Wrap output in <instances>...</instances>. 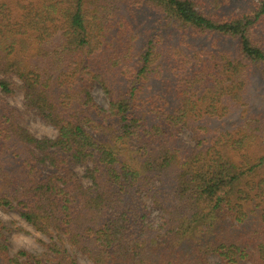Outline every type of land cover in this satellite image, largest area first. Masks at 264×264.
Wrapping results in <instances>:
<instances>
[{"label": "trees", "instance_id": "1", "mask_svg": "<svg viewBox=\"0 0 264 264\" xmlns=\"http://www.w3.org/2000/svg\"><path fill=\"white\" fill-rule=\"evenodd\" d=\"M255 76L264 0H0V208L47 236L0 218V264H264V116L219 127Z\"/></svg>", "mask_w": 264, "mask_h": 264}, {"label": "rangeland", "instance_id": "2", "mask_svg": "<svg viewBox=\"0 0 264 264\" xmlns=\"http://www.w3.org/2000/svg\"><path fill=\"white\" fill-rule=\"evenodd\" d=\"M91 94L96 103L103 106L107 105V99L99 85L93 87ZM7 101L19 110H23L21 92L7 97ZM245 101L246 103L241 109L242 111L238 112L234 110V112L221 122L220 128L229 127L232 129V126H236L240 122L243 115L246 116L250 113H260L264 116V78L262 76L259 78L255 76L248 82ZM21 123L37 137L42 135L53 137L56 134L55 128L40 118L34 111L24 113ZM188 135L189 132L187 130L181 133L182 139L186 142H188ZM75 170L78 174H82L81 166H76ZM83 182L86 183L87 181L84 179ZM0 218L12 223L13 229L8 232L11 251L19 248H24L32 252H40L42 250L39 239L47 241V236L36 231L15 210L0 208ZM76 257L79 264H92L85 255L79 252L76 253ZM210 260L212 264H219L215 257H211Z\"/></svg>", "mask_w": 264, "mask_h": 264}]
</instances>
